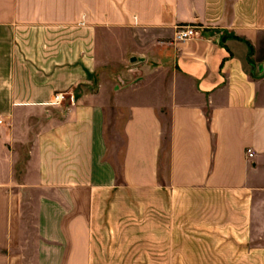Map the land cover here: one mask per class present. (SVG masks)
I'll list each match as a JSON object with an SVG mask.
<instances>
[{"label":"crops","instance_id":"crops-1","mask_svg":"<svg viewBox=\"0 0 264 264\" xmlns=\"http://www.w3.org/2000/svg\"><path fill=\"white\" fill-rule=\"evenodd\" d=\"M262 64L264 0H0V264H264Z\"/></svg>","mask_w":264,"mask_h":264},{"label":"rangeland","instance_id":"rangeland-1","mask_svg":"<svg viewBox=\"0 0 264 264\" xmlns=\"http://www.w3.org/2000/svg\"><path fill=\"white\" fill-rule=\"evenodd\" d=\"M63 102H67L64 100ZM127 110H124V114L117 113L115 109L108 111L107 120V138L110 143V155L116 158L117 161L121 159V152L123 149V140L121 136L117 134L119 127L126 118ZM117 117V118H116ZM128 228V227H127ZM127 230L125 236H117V243H129V244H157L159 238L157 236L156 214L155 212H149L144 217L134 216L132 225Z\"/></svg>","mask_w":264,"mask_h":264},{"label":"built area","instance_id":"built-area-1","mask_svg":"<svg viewBox=\"0 0 264 264\" xmlns=\"http://www.w3.org/2000/svg\"><path fill=\"white\" fill-rule=\"evenodd\" d=\"M198 35L197 26L193 24H178L175 28V41H186L192 39ZM66 98L65 92H57L54 96V103H60ZM3 122V119L0 118V123ZM249 156H253L252 149L247 150Z\"/></svg>","mask_w":264,"mask_h":264},{"label":"water","instance_id":"water-1","mask_svg":"<svg viewBox=\"0 0 264 264\" xmlns=\"http://www.w3.org/2000/svg\"><path fill=\"white\" fill-rule=\"evenodd\" d=\"M132 59H133V60H136V57H133ZM260 70H262V71L264 70V64H262V65L260 66Z\"/></svg>","mask_w":264,"mask_h":264}]
</instances>
